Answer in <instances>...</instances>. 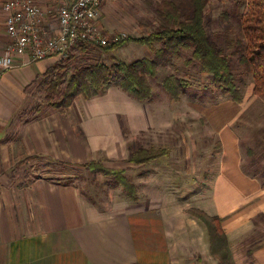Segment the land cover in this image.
<instances>
[{
	"label": "crops",
	"instance_id": "1",
	"mask_svg": "<svg viewBox=\"0 0 264 264\" xmlns=\"http://www.w3.org/2000/svg\"><path fill=\"white\" fill-rule=\"evenodd\" d=\"M35 1L45 10L51 4ZM5 19L0 0V56L10 40ZM140 47L142 54L150 50ZM24 61L18 58L17 67L0 80V264H264V178L250 173L259 167L248 162L239 124L253 88L239 102L225 99L201 110L199 119L217 148H206L194 160L200 171L192 181L202 187L189 196L191 202L182 203L187 195L167 193L165 183L181 178V171L167 176L166 151L141 164L145 200L110 212L66 183L36 176L19 185L11 175L14 160L47 157L84 164L95 154L109 160L128 155L124 133L152 129V104L111 88L91 99L79 96L68 108L32 115V90L57 62ZM191 148L189 155L198 153L195 143ZM191 171L196 167L186 174ZM214 219L221 227L216 236Z\"/></svg>",
	"mask_w": 264,
	"mask_h": 264
},
{
	"label": "rangeland",
	"instance_id": "2",
	"mask_svg": "<svg viewBox=\"0 0 264 264\" xmlns=\"http://www.w3.org/2000/svg\"><path fill=\"white\" fill-rule=\"evenodd\" d=\"M163 1H171L180 5L187 0H108V10L105 9L104 11L103 8L100 20L106 35L125 34L127 41L124 43H129L130 45L116 48L110 52H104L101 48L92 49L87 54L88 59L85 56L86 54L80 51L75 54L73 60L64 65H56L51 70L54 74L59 75L64 72L75 71L84 66V64L105 63L111 65L112 59L115 57L127 64H131L143 55H149L148 58H151L154 55L152 50L142 54L140 45L132 43L133 40L131 39L147 36L153 32L156 26L163 23L162 19L157 15V10ZM245 11V0H210L206 12L212 18L214 32L221 34V42L226 47L229 46L228 42L236 41L243 37L234 16ZM106 17L107 23L105 22ZM181 52L180 58H175L166 67L167 69L160 70L158 82H156L157 80L151 81L154 99L150 104L153 106L151 110L155 116L149 113L152 129L149 132L138 133V131H132L128 128L126 133H124V135L126 134L125 142L128 155H119L116 159L109 160L103 153L95 154L90 156L93 160L84 164L71 163L74 167L61 166L60 163L63 161L54 163L56 161H52L47 157L35 159L20 156L15 158V167L13 172H11L15 182L19 185H24L35 179L36 176L48 177L51 175L55 180L61 179L62 183L72 185L88 203H94L98 209L114 212L115 210L112 211L113 209H116L117 206H122L124 203L138 204L145 200L142 195L143 187L139 178L145 173V170H142L141 163L138 161H147L168 151L169 158L167 160L169 159L168 162L170 164L165 165L168 170L167 176L177 175V170H179L181 171V178L178 180H167V183H165L169 187L167 188V193L171 194L172 192L174 197L187 195L183 197L182 203L191 202L192 199H188L189 196H192L202 187L200 181H192L196 179V175L200 171L194 160L200 158V153L203 151L217 148L216 140H212L209 137L205 123L199 119L201 110L205 109L206 106L216 105L222 100L230 98L219 88V85L212 82L211 77L201 76L199 71L195 69L199 68V66L198 63L192 61L193 50H182ZM59 68H69L71 71ZM52 74L45 76L38 83V87L32 90L35 96V100L29 110L32 115L38 114V116H41L42 112H47L54 107V104L58 105L63 100L62 95L66 87L64 84L59 85L56 89L62 93L61 95L51 94L48 91ZM167 79L172 82L171 84L177 93H180L179 86L182 81L184 85L186 83L190 86V90H193L194 86L198 89L200 85H203L204 88L208 89V92L205 95L201 94L202 97L198 96L196 98L192 94L174 96L165 90L164 81ZM54 80L55 82L57 81L56 79ZM46 81H48L47 84L45 83ZM238 85L242 99L250 90V87L253 88L250 97L251 105L243 114V117H245V119L243 118L244 121L239 124L241 125V135L243 136L242 148L247 150L246 155L250 154L248 162L257 164L256 168L259 167L258 170L250 173L264 178V93L260 95L254 93L252 77L245 79L244 85L237 83L236 86ZM235 129L238 130V124L235 125ZM238 132L240 133L239 130ZM210 140H212L210 143L213 144L211 146L206 144ZM193 143L196 144V152L198 153L189 155L188 153H190ZM172 163L174 164L172 165ZM99 166L109 170L111 175L107 176L93 171V169L100 168ZM194 166L196 167L195 173L191 171V174L187 175L186 169ZM65 168H70V171ZM71 168L73 169L72 171ZM114 168H118V170ZM48 172L51 173L48 174ZM120 180L128 181L133 186L128 189ZM168 182H170V186ZM133 188L135 189L134 193L130 195L129 191L126 190L132 192Z\"/></svg>",
	"mask_w": 264,
	"mask_h": 264
},
{
	"label": "trees",
	"instance_id": "3",
	"mask_svg": "<svg viewBox=\"0 0 264 264\" xmlns=\"http://www.w3.org/2000/svg\"><path fill=\"white\" fill-rule=\"evenodd\" d=\"M245 1L246 11L234 16L243 37L236 41L228 42L229 46L227 47L229 49L225 44H222L221 34L214 32L212 18L206 12L210 0H187L180 5L171 1H163L157 10V15L162 19L163 23L156 26L149 35L131 39L133 40L132 43L145 46L150 51L152 50L154 55L151 58L146 57L127 64L115 57L112 59L111 65L105 63L84 64V66L75 71H71L69 68H59L71 71L59 75L49 70L47 76L53 73V80L51 79L48 86L49 93L61 95L62 93L56 90L57 87L62 84L66 86L62 95L63 100L58 105L54 104L53 108H68L79 96L91 99L104 95L111 88L122 90L141 104L151 103L154 99L151 81L157 80L156 82H158L160 78L159 70L167 69L166 67L175 58H180L182 50H193L192 61L198 63L199 66V68L195 69L199 71L201 76L211 77L212 82L219 85V88L233 101H241L240 88L239 85H236L237 83L244 85V80L249 77L253 79L254 93L257 95L263 94L264 0ZM126 41L125 39L115 45L101 49L104 52H110L116 48L130 45L129 43L125 44L124 42ZM92 49H100V47H82L81 52H84L87 57L89 50ZM74 58L75 55H71L67 62ZM67 62H57L55 65H64ZM54 79L57 81L55 82ZM167 80L164 81L165 90L174 96L192 94L196 98L208 92V89L204 88L203 85H200L198 89L193 85L194 89L190 90V86L186 83L184 85L182 81L179 86L180 93H177L171 84L172 82L169 79ZM45 83L47 84L48 81ZM174 92L176 93L174 94ZM157 157L147 161L139 160L138 162L141 164L149 163ZM31 158L38 159V157ZM135 162L137 163V161ZM60 164L61 166L74 167L71 163L62 162ZM99 167L93 169V171L107 176L111 175L109 170ZM65 169L70 171V168ZM50 173L48 172V174ZM44 178L62 183L61 179L55 180L51 175ZM120 181L128 189L133 186L129 184V180ZM134 188L132 192L130 190L126 191H129L131 195L134 193ZM215 223H218V225ZM220 228V221L214 219V223L211 225V232L216 236Z\"/></svg>",
	"mask_w": 264,
	"mask_h": 264
},
{
	"label": "built area",
	"instance_id": "4",
	"mask_svg": "<svg viewBox=\"0 0 264 264\" xmlns=\"http://www.w3.org/2000/svg\"><path fill=\"white\" fill-rule=\"evenodd\" d=\"M107 0H51L48 10L35 0H3L9 44L0 56V80L17 67L54 60L67 62L82 47H108L125 34L107 36L101 18Z\"/></svg>",
	"mask_w": 264,
	"mask_h": 264
}]
</instances>
